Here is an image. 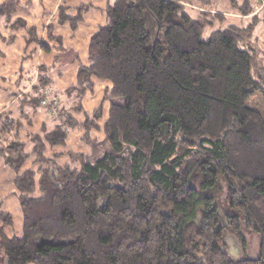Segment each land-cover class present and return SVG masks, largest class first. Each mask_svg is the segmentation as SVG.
Wrapping results in <instances>:
<instances>
[{
  "label": "trees",
  "instance_id": "trees-1",
  "mask_svg": "<svg viewBox=\"0 0 264 264\" xmlns=\"http://www.w3.org/2000/svg\"><path fill=\"white\" fill-rule=\"evenodd\" d=\"M106 1L85 65L56 28L73 37L92 4L58 7L41 37L20 17L29 0L0 2V43L23 30L24 52H53L24 105L0 112L22 227L5 234L13 217L0 199V264H264V117L247 107L264 100L253 39L264 8L228 0L225 12L191 17L194 0ZM225 14L250 20L205 36ZM74 64V85L54 90V71ZM97 82L108 85L88 113ZM40 111L51 121L33 132ZM80 131L85 150H64ZM211 192L224 198V225ZM242 224L261 252L231 260L222 239Z\"/></svg>",
  "mask_w": 264,
  "mask_h": 264
},
{
  "label": "crops",
  "instance_id": "crops-1",
  "mask_svg": "<svg viewBox=\"0 0 264 264\" xmlns=\"http://www.w3.org/2000/svg\"><path fill=\"white\" fill-rule=\"evenodd\" d=\"M3 0H0L2 2ZM28 0H20V4L23 5ZM31 8L28 14H21L20 17L26 22L27 26H35L38 29V35L44 36V26L55 21V14L58 7L66 4L70 7H75L80 4L90 3L93 6L87 15L84 17L83 22L79 25L76 33L73 37H69V31L67 27H57L56 33L63 36L64 42L78 51L80 61L82 64H86V47L89 40V35L94 33L99 25H102L105 22L104 13H102L103 8L105 7L106 0H29ZM49 12V13H47ZM24 31L20 30L16 36V41L13 45H7L0 43V112L7 111L9 109L13 111H17L18 105L20 104L21 94L23 92H27L31 87L32 83L36 79V68L39 65H50L51 58L53 56V52L47 54L43 51L36 49L33 53H30V49L24 52L25 40ZM30 54V55H29ZM28 57L27 62L25 59ZM35 58H39L38 62H35ZM76 64L74 65H66V67H62L56 69L54 71L55 79H54V90L62 91L65 88L74 85L75 77H76ZM61 84L60 87L56 85V82ZM108 85L105 82H97L95 86V92L90 94L84 100V107L88 113L91 112L93 108L99 103L101 98L102 89ZM95 93H99L95 94ZM97 96L96 102L89 103V98ZM87 104V105H86ZM22 105V104H20ZM24 105V104H23ZM22 105V106H23ZM28 110V109H25ZM29 111V110H28ZM17 113V112H15ZM40 111L38 114H34L33 116V128L32 131H36L41 126L43 120L41 117L43 115ZM81 131L79 132V134ZM72 138L70 137L69 140ZM69 144V141L67 142ZM68 148V145L66 149ZM64 149V150H66ZM65 160V159H63ZM3 178L5 182H0V197L4 200L2 202V210L5 212H9L13 217V226L5 229V234L8 237H12L17 235L20 231H18V222L17 215H13L14 212L20 215L19 205L16 202V199L12 196H8L12 190V178L13 173H11L8 169H6L1 160H0V179ZM15 201V202H14ZM17 203V206L14 208L12 212H10L9 208H7L9 203ZM3 210V211H4ZM21 218V215H20Z\"/></svg>",
  "mask_w": 264,
  "mask_h": 264
},
{
  "label": "rangeland",
  "instance_id": "rangeland-1",
  "mask_svg": "<svg viewBox=\"0 0 264 264\" xmlns=\"http://www.w3.org/2000/svg\"><path fill=\"white\" fill-rule=\"evenodd\" d=\"M227 1L228 0H199V1L194 0L191 2V4L186 5V10L191 17H196L199 13L207 10L211 12V13L209 12L210 15H214L216 12H220V11L225 12V10L227 9ZM224 20L225 21L223 24H219L218 22H216L212 28L205 29L204 31L205 36H208L218 28L223 29V28H227V26H236V27L246 26L250 19L248 18L244 19V18H240V16L225 14ZM253 39L254 42H256V47H254L255 53H257L256 70L258 71V76H262L264 78V30H262L261 25H259L255 29ZM31 58L28 59L27 57L25 61L27 62V60H31ZM38 60L39 58H35L34 61L38 62ZM58 84H61L59 80L58 82H56V85L60 87V85ZM95 94L99 95V93H95ZM89 100H90L89 103L93 104L94 102H96L97 96H93L89 98ZM247 107L253 111L255 110L259 112L264 117V100L262 99V96L260 94H254L247 102ZM41 115H43V117H41L43 121H48V122L51 121L49 120L50 115L47 112L45 113L42 112V114H39V116ZM81 136H84V134L83 133L79 134V132H73L71 134L72 139L69 140L68 148L66 150L68 151L71 150L73 152H81V150L82 151L85 150L84 147L81 145V142H79ZM61 161L64 160L62 159ZM1 181L5 182L3 178L0 179V182ZM210 195L215 197L216 202L222 207L220 211V214L223 218L221 225L226 224L228 219L225 218L224 216L227 212V210L223 206L224 198L216 195L215 192H211ZM0 199H2V197H0ZM14 202L9 203L7 205L8 206L7 208H9L10 212H12L14 208L17 206V203ZM3 212H5V210ZM13 215H17V222L19 224L18 231H20V229L22 228L20 215L16 212H14ZM261 241L262 240H260V237L257 234L253 233L249 229H246L245 225L242 224L240 230L237 231L236 233L232 232L231 229H227L222 239V248L224 252L228 254L231 260L249 259V258L254 259L259 257L260 255Z\"/></svg>",
  "mask_w": 264,
  "mask_h": 264
},
{
  "label": "built area",
  "instance_id": "built-area-1",
  "mask_svg": "<svg viewBox=\"0 0 264 264\" xmlns=\"http://www.w3.org/2000/svg\"><path fill=\"white\" fill-rule=\"evenodd\" d=\"M254 3L257 5L259 9L264 8V0H254Z\"/></svg>",
  "mask_w": 264,
  "mask_h": 264
}]
</instances>
